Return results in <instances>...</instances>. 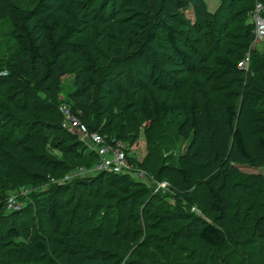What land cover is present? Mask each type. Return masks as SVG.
I'll return each mask as SVG.
<instances>
[{"label": "trees", "instance_id": "1", "mask_svg": "<svg viewBox=\"0 0 264 264\" xmlns=\"http://www.w3.org/2000/svg\"><path fill=\"white\" fill-rule=\"evenodd\" d=\"M257 1L0 0V264H264V175L236 167L264 164V46L239 67ZM61 75L88 130L129 144L148 121L146 155H124L167 192L128 172L50 181L96 160L60 126Z\"/></svg>", "mask_w": 264, "mask_h": 264}, {"label": "built area", "instance_id": "2", "mask_svg": "<svg viewBox=\"0 0 264 264\" xmlns=\"http://www.w3.org/2000/svg\"><path fill=\"white\" fill-rule=\"evenodd\" d=\"M264 5L257 1L254 3L252 10L250 11V21L253 24V38L249 43L248 50L245 53L243 59L239 63V67L246 68L248 61V51L253 49L257 42L264 39ZM5 72L0 71V75H4ZM57 111L61 116L62 124L71 132L76 134L78 139L85 142L87 148L96 154V160L89 166L76 167L68 174H65L62 178H51L50 181L60 184L65 181L76 177L92 175L100 171H112L116 173H134V177L140 181H144L149 186H153L154 191L164 189L168 187L166 181L155 180L152 175H149L144 170L133 168L126 160L123 150V145L117 140L111 139L106 141L102 135L94 130H88L85 124L72 113L66 105H59ZM154 181V183L150 184ZM25 189V188H24ZM161 191V190H160ZM27 189H25V194ZM6 207L10 210H18L21 208L20 203L17 201L15 195H9L6 199ZM195 210V207H192Z\"/></svg>", "mask_w": 264, "mask_h": 264}, {"label": "rangeland", "instance_id": "3", "mask_svg": "<svg viewBox=\"0 0 264 264\" xmlns=\"http://www.w3.org/2000/svg\"><path fill=\"white\" fill-rule=\"evenodd\" d=\"M205 7L207 9V11L212 12L215 7L218 4V0H203ZM184 14L189 18L192 19V15H191V11L190 9H187L184 11ZM7 26L4 27V29H6ZM1 39V36H0ZM3 43V41H1ZM263 42H257L255 47L262 49L263 48ZM1 48V46H0ZM4 49V47L2 46V50ZM7 50V52L10 54L13 51V46H8L7 44L5 45V50H3V52L5 53ZM2 53V52H1ZM3 55V53H2ZM5 55V54H4ZM3 55V56H4ZM4 70V69H3ZM59 91L58 94L55 96V100L57 102L56 104V108L63 104L68 106V108L70 109V103H69V99H68V91L72 88L71 84H72V79L71 76L69 75H61L59 77ZM71 110V109H70ZM74 113V112H73ZM148 121L143 122V124L141 126H139L136 130V135H135V139L132 143H127V142H123L121 140L116 139L117 141H119L120 143H122L123 147L125 148V150L127 151V155L135 162V163H139L141 161V159L146 155L147 151H148V144L146 141V135L144 133V127L147 125ZM60 126L65 129L67 132L73 134L77 139L78 137L76 136V134H74L73 132L69 131L63 124L62 122H60ZM163 133V132H162ZM106 141H111L110 139L105 138L104 136H102ZM113 139V138H112ZM79 140V139H78ZM115 141V139H113ZM85 149H87V145L85 142L80 141ZM184 145L185 142L184 141H178L176 147H170V151L172 154L174 155H180L183 150H184ZM83 165L81 164H75L74 167H70L66 170V174L70 173L71 171H73L74 168L76 167H81ZM236 167L244 172H250V173H259L264 175V164L263 165H258V166H249V165H236ZM135 169H139V170H144V169H140V168H135ZM146 172V171H145ZM148 173V172H147ZM149 175H151L150 173H148ZM76 176H74L73 178H75ZM56 178V177H55ZM72 179V178H71ZM155 179V178H154ZM70 180V179H69ZM67 180V181H69ZM166 181V180H163ZM168 183V187H169V182L166 181ZM154 183V181L152 180V182L150 184ZM56 184V183H55ZM48 187V184L44 183L42 185H38V186H32L29 184H25V185H20L19 187H17L15 190L10 191L9 195H15L17 201L20 203L21 207L22 205H24V203L27 201V199L29 198L28 193H32V192H40V191H44L46 190ZM167 186L164 189H160L162 192H167L169 190ZM27 189V193L25 194V189ZM169 201H173L172 199L169 198ZM192 210V207L190 208Z\"/></svg>", "mask_w": 264, "mask_h": 264}]
</instances>
